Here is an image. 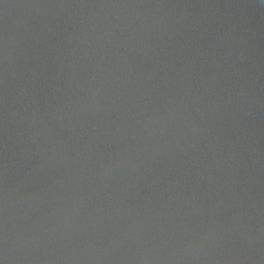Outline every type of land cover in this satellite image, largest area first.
<instances>
[{
    "label": "water",
    "instance_id": "water-1",
    "mask_svg": "<svg viewBox=\"0 0 264 264\" xmlns=\"http://www.w3.org/2000/svg\"><path fill=\"white\" fill-rule=\"evenodd\" d=\"M2 264H264L262 0H0Z\"/></svg>",
    "mask_w": 264,
    "mask_h": 264
},
{
    "label": "snow or ice",
    "instance_id": "snow-or-ice-1",
    "mask_svg": "<svg viewBox=\"0 0 264 264\" xmlns=\"http://www.w3.org/2000/svg\"><path fill=\"white\" fill-rule=\"evenodd\" d=\"M0 264H2V261H0Z\"/></svg>",
    "mask_w": 264,
    "mask_h": 264
},
{
    "label": "clouds",
    "instance_id": "clouds-1",
    "mask_svg": "<svg viewBox=\"0 0 264 264\" xmlns=\"http://www.w3.org/2000/svg\"><path fill=\"white\" fill-rule=\"evenodd\" d=\"M262 2H264V0H262Z\"/></svg>",
    "mask_w": 264,
    "mask_h": 264
}]
</instances>
